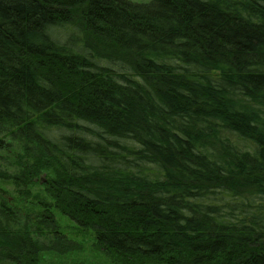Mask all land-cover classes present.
<instances>
[{"label": "trees", "instance_id": "1", "mask_svg": "<svg viewBox=\"0 0 264 264\" xmlns=\"http://www.w3.org/2000/svg\"><path fill=\"white\" fill-rule=\"evenodd\" d=\"M0 149L117 264H264V0H0Z\"/></svg>", "mask_w": 264, "mask_h": 264}, {"label": "rangeland", "instance_id": "2", "mask_svg": "<svg viewBox=\"0 0 264 264\" xmlns=\"http://www.w3.org/2000/svg\"><path fill=\"white\" fill-rule=\"evenodd\" d=\"M134 1L149 2L151 0ZM0 155H2L0 158V163L2 164L4 157L8 156V152L0 149ZM2 202L13 207L21 220L22 226L30 225L33 230L35 228L41 229L40 231L34 230L37 233L38 241L44 248L38 255V264H117L104 249L98 246L94 231L81 228L62 212L55 209L52 200L48 195L44 194L42 187L35 185L32 189V195L24 198L16 194L10 181L0 179V204ZM47 209L50 212H47ZM49 213H53L58 227L57 230L70 240L69 244L75 243V249L65 252L50 249L56 243L54 228L46 226V224H39L43 215L46 216ZM52 228L53 230H51ZM60 249L62 250V248ZM0 264L15 263L0 258Z\"/></svg>", "mask_w": 264, "mask_h": 264}]
</instances>
